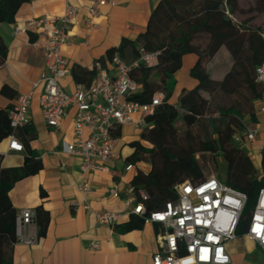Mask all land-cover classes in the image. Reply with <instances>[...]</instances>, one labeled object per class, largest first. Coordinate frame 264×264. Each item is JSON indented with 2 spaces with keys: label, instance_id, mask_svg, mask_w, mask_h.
Masks as SVG:
<instances>
[{
  "label": "crops",
  "instance_id": "1",
  "mask_svg": "<svg viewBox=\"0 0 264 264\" xmlns=\"http://www.w3.org/2000/svg\"><path fill=\"white\" fill-rule=\"evenodd\" d=\"M158 1L111 0L109 5L101 8L98 16L91 17L89 0H68L76 8V18L68 28L69 42L61 49L67 61V73L59 80L63 90L72 93L79 84L89 86L97 63L111 73L113 64L107 56L108 51L124 39L134 40L144 31ZM64 6L63 0H25L11 21L0 22V37L5 45L4 60L0 64V108L9 109L17 103L19 95L32 92L29 123L17 132L19 137L32 136L29 145L41 160L38 172L14 182L9 198L17 213L41 206L47 214L46 225L40 234L37 224L25 228L26 232L37 236L35 243L15 242L12 245L10 264H151L153 253L159 248V225L143 221L139 227L125 229L131 207L125 205V200L131 193V179L135 173V168L124 171L125 158L132 152L129 142L137 139L140 131L133 125H122L113 148L115 159L109 164V170L87 174L91 191L85 196L90 207L86 208L83 195L77 188L80 159L62 149L63 142L74 139L75 109L67 108L58 128L49 127L42 117L39 104L42 83L39 80L46 70L45 54L34 46V41L43 38L42 27L25 26V23L43 17H58ZM15 27L19 28L17 33ZM122 58L127 63L134 60L130 47L124 49ZM195 60L194 53L183 55L181 67L172 76L171 102L176 101L181 88L194 85L189 70ZM205 67L212 78L222 79L231 67L226 47L221 46ZM76 71L81 73V82L75 79ZM34 83L38 84L33 86ZM4 86L9 94L1 92ZM254 93L248 91L251 110L244 114V124L257 127L258 132L243 147L253 164L254 159L259 164L264 146V91L260 96H253ZM8 142V136L0 142V165L18 168L25 152L8 151ZM203 153L207 154L206 160L216 162L215 156L201 152L196 154L199 166ZM200 168L204 177L216 176L212 169L206 175ZM112 187L117 189V195L110 193ZM92 209L119 212L115 227L97 224ZM94 242L99 243L97 249H91ZM225 247L229 264L264 263V252L244 234L228 241Z\"/></svg>",
  "mask_w": 264,
  "mask_h": 264
},
{
  "label": "trees",
  "instance_id": "2",
  "mask_svg": "<svg viewBox=\"0 0 264 264\" xmlns=\"http://www.w3.org/2000/svg\"><path fill=\"white\" fill-rule=\"evenodd\" d=\"M23 1L0 0V22L11 21ZM260 2L262 8L259 11L264 10V0ZM237 9V0H159L145 30L134 40L124 39L111 48L107 56L111 61L114 55L123 59L126 47H130L134 59L138 57L140 47L158 52L157 65L138 64L129 72L140 88L129 99L148 102L155 93L163 94L161 103L145 117L147 126L137 139L129 142L132 152L125 158L126 163H132L135 168L132 189H141L147 194L146 212L161 209L167 201H175V185L186 180L199 182L205 179L196 153L208 152L215 156L219 151L226 162L225 182L247 196L236 229V234L240 235L247 229L258 190L264 187V146L257 173L244 147L233 141V135L245 131L244 114L251 110L248 91L255 92L253 96H260L264 91V84L255 80V67L264 61V40L260 37L264 29L236 19ZM199 37H203L202 44L197 42ZM221 46L230 53L231 67L222 79L217 80L211 77L205 64ZM4 49L0 37V64L4 60ZM187 53L196 55L189 70L195 83L191 88H181L176 101L171 102L172 76L181 67L182 57ZM96 71L94 67L92 78ZM74 76L81 82L80 71ZM1 92L9 94L5 86ZM216 95L230 103L220 106L213 102L218 116L208 117L211 129L197 140L191 130L202 123ZM179 123L183 128L182 135L177 127ZM10 131L8 109L0 108V142ZM120 131L119 125L113 129L112 135L118 138ZM16 136L25 152L22 165L18 168L0 165V264H10L11 247L16 242L17 211L11 203L9 191L16 180L35 174L41 168V160L29 145L32 136L19 137L18 132ZM1 158L0 154V161ZM142 162L149 163L147 170L141 168L139 163ZM34 212L40 234L46 225L47 214L41 206ZM143 221V215L130 213L125 229L139 227Z\"/></svg>",
  "mask_w": 264,
  "mask_h": 264
},
{
  "label": "built area",
  "instance_id": "3",
  "mask_svg": "<svg viewBox=\"0 0 264 264\" xmlns=\"http://www.w3.org/2000/svg\"><path fill=\"white\" fill-rule=\"evenodd\" d=\"M63 13L55 18L32 19L25 26L42 27V39L34 41V46L44 52L46 70L41 75L42 91L39 96L40 110L46 124L58 128L68 107H74V139L63 142L62 149L79 157L78 190L83 195L82 202L90 208L85 196L91 191L87 174L93 171L107 172L113 163V148L117 138L113 129L122 125H133L141 131L163 99V94L155 93L148 102L131 100L129 97L139 91V85L129 76L130 69L138 64L147 67L157 65L158 52H149L140 47L138 57L131 63L119 56L112 58V71L109 73L97 63V71L89 86L78 85L72 93H66L59 80L67 73V61L61 53L63 45L69 42L68 28L76 18V8L68 0ZM91 17L99 15L102 7L111 0H89ZM91 28V27H90ZM19 31L15 27L14 32ZM264 40V30L260 32ZM255 80L264 84V61L255 67ZM38 83H34L36 86ZM32 92L21 94L17 103L8 109L10 133L8 151H23L16 136L21 127L29 123V105ZM258 132L257 127H245L243 133H234L233 141L241 146L251 142ZM133 169L132 163H125L124 171ZM177 199L167 201L161 209L146 212L144 202L147 194L139 189L125 200L130 213L143 215L144 221L159 225V248L153 253L151 264H229L230 257L226 243L234 239L236 229L245 207V193L232 188L216 176L205 177L202 181L186 180L175 185ZM117 195L115 187L110 188ZM99 225L113 227L120 213L109 209L91 210ZM35 212L22 209L15 216V237L17 243L31 245L37 236L26 232L25 228L35 225ZM253 240L264 252V187L258 190L251 211L247 229L243 233ZM98 242L91 245L97 249ZM264 264V263H262Z\"/></svg>",
  "mask_w": 264,
  "mask_h": 264
},
{
  "label": "rangeland",
  "instance_id": "4",
  "mask_svg": "<svg viewBox=\"0 0 264 264\" xmlns=\"http://www.w3.org/2000/svg\"><path fill=\"white\" fill-rule=\"evenodd\" d=\"M238 3V9L235 12L236 19L240 21H247L249 25L251 26H259L261 29H264V10L259 11L258 9L262 8L260 0H237ZM197 42L202 44L204 42L203 37H199L197 39ZM213 102L217 103L218 105H228L230 101H225L221 99L219 96H215L214 101L211 102L210 109L208 113L205 114V118H203L202 123H199L197 126L192 128V136L195 139H200L202 136L210 131V126L208 124V117H216L218 114L215 112V107ZM178 130L180 135H182V126L177 124ZM258 152V151H257ZM199 153V152H198ZM196 153V154H198ZM196 156V155H195ZM254 156V155H253ZM207 157L206 153H203L201 156V160H199L200 166L202 167L204 173L208 175L213 170L214 174L221 180H226V162L221 155V153L218 151L215 154V160L216 162H210L206 160ZM213 157V156H211ZM255 157V156H254ZM141 168L147 169L149 167L148 162H142L139 163ZM211 165L213 167H211ZM254 167L256 168L257 173H259V164L257 160L254 159Z\"/></svg>",
  "mask_w": 264,
  "mask_h": 264
}]
</instances>
